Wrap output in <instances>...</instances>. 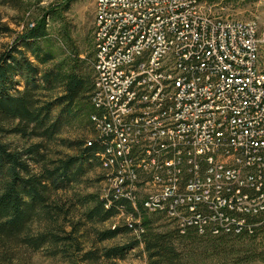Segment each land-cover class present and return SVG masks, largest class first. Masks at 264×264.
Here are the masks:
<instances>
[{
  "label": "built area",
  "instance_id": "1",
  "mask_svg": "<svg viewBox=\"0 0 264 264\" xmlns=\"http://www.w3.org/2000/svg\"><path fill=\"white\" fill-rule=\"evenodd\" d=\"M263 46L257 21L205 0L96 1L87 145H100L106 206L129 201L136 234L141 212L181 235L264 227Z\"/></svg>",
  "mask_w": 264,
  "mask_h": 264
},
{
  "label": "trees",
  "instance_id": "2",
  "mask_svg": "<svg viewBox=\"0 0 264 264\" xmlns=\"http://www.w3.org/2000/svg\"><path fill=\"white\" fill-rule=\"evenodd\" d=\"M1 32V31H0ZM48 35L45 21L23 37L21 48L14 47L0 57V264H24L33 252L47 256H75L80 264H120L134 249L144 246L149 264H182L175 242L183 246L201 244L210 255L235 254L236 247L250 243L252 236L203 237L194 232L155 230L157 218L146 217L143 232L124 244L104 246L121 235H133L126 224L102 228L123 210L138 215L126 199L107 200L97 195L64 198L87 170L99 163L95 153L100 145L85 140H62L79 152L48 160V146L83 112L93 111L90 95L93 77L77 65L68 73L59 67L43 68L53 60L44 48ZM30 55V56H29ZM35 59V60H34ZM59 91L45 99L42 93ZM10 135L37 142L25 148L5 141ZM85 211L77 212V207ZM154 216V215H153Z\"/></svg>",
  "mask_w": 264,
  "mask_h": 264
},
{
  "label": "rangeland",
  "instance_id": "3",
  "mask_svg": "<svg viewBox=\"0 0 264 264\" xmlns=\"http://www.w3.org/2000/svg\"><path fill=\"white\" fill-rule=\"evenodd\" d=\"M97 0H0V57L14 47L21 48L23 37L39 22L45 21L48 35L43 44L44 48L53 55V60L44 65L49 69L59 67L63 72H70L76 65L84 73L94 75L92 62L94 58V22ZM215 15L242 21L255 20L264 29V0H205ZM261 60L264 65V46L261 50ZM30 56V55H29ZM35 60V59H34ZM59 91L42 93L46 100L59 95ZM95 135L87 113H82L56 141L48 146V160H57L67 155H76L78 150L67 147L62 140H90ZM5 141L13 147L25 148L37 142L20 136L10 135ZM106 172L99 163L89 168L81 181L73 185L64 198H78L87 195L104 197L109 189ZM78 206L77 212L86 208ZM157 218L155 230L167 231L175 229L172 222L161 215H151L141 212L138 221L142 223L146 217ZM132 220L126 213L119 214L102 228L124 225ZM140 238V234L121 235L118 238L104 243V246L124 244L131 237ZM247 242V241H246ZM245 242V243H246ZM236 247L235 254L219 256L210 255L204 245L196 244L183 246L175 242L179 251L183 252V259L188 252H192L188 262L182 264H264V227L257 232L256 238L248 244ZM29 262L24 264H80L75 256L50 257L45 252H33ZM120 264H149L148 254L144 246L132 250Z\"/></svg>",
  "mask_w": 264,
  "mask_h": 264
}]
</instances>
